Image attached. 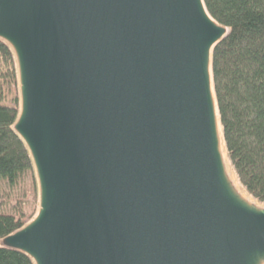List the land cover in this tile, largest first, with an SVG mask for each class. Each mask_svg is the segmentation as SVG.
Returning a JSON list of instances; mask_svg holds the SVG:
<instances>
[{"label":"water","instance_id":"1","mask_svg":"<svg viewBox=\"0 0 264 264\" xmlns=\"http://www.w3.org/2000/svg\"><path fill=\"white\" fill-rule=\"evenodd\" d=\"M204 0H0L38 208L34 264H264V206L227 160Z\"/></svg>","mask_w":264,"mask_h":264},{"label":"trees","instance_id":"2","mask_svg":"<svg viewBox=\"0 0 264 264\" xmlns=\"http://www.w3.org/2000/svg\"><path fill=\"white\" fill-rule=\"evenodd\" d=\"M228 34L213 52L214 87L229 165L238 183L264 206V0H204ZM20 108L18 70L0 39V264H34L1 242L38 208L30 153L14 130ZM25 194L33 211L24 208Z\"/></svg>","mask_w":264,"mask_h":264},{"label":"rangeland","instance_id":"3","mask_svg":"<svg viewBox=\"0 0 264 264\" xmlns=\"http://www.w3.org/2000/svg\"><path fill=\"white\" fill-rule=\"evenodd\" d=\"M238 186L240 187V190L244 193L242 186L240 184H238ZM24 203H25L24 204V208H25L26 212L33 211L32 210L33 204L31 206V197H30V195L25 194Z\"/></svg>","mask_w":264,"mask_h":264}]
</instances>
